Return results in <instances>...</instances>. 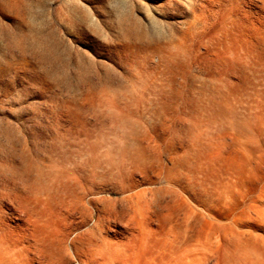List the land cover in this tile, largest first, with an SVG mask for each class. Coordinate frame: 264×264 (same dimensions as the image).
Instances as JSON below:
<instances>
[{
  "label": "rangeland",
  "instance_id": "374dc122",
  "mask_svg": "<svg viewBox=\"0 0 264 264\" xmlns=\"http://www.w3.org/2000/svg\"><path fill=\"white\" fill-rule=\"evenodd\" d=\"M0 264H264V0H0Z\"/></svg>",
  "mask_w": 264,
  "mask_h": 264
}]
</instances>
